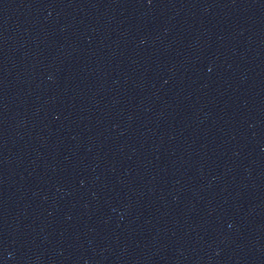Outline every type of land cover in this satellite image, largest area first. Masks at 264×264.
<instances>
[{"label": "water", "instance_id": "1", "mask_svg": "<svg viewBox=\"0 0 264 264\" xmlns=\"http://www.w3.org/2000/svg\"><path fill=\"white\" fill-rule=\"evenodd\" d=\"M0 264H264V0H0Z\"/></svg>", "mask_w": 264, "mask_h": 264}]
</instances>
